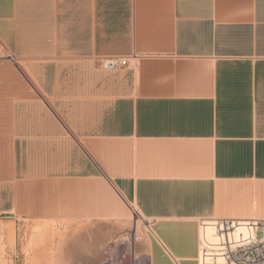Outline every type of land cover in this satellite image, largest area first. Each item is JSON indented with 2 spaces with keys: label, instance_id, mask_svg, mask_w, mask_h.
Returning a JSON list of instances; mask_svg holds the SVG:
<instances>
[{
  "label": "crops",
  "instance_id": "0c3cea01",
  "mask_svg": "<svg viewBox=\"0 0 264 264\" xmlns=\"http://www.w3.org/2000/svg\"><path fill=\"white\" fill-rule=\"evenodd\" d=\"M135 215L149 264H199L202 221L264 219V0H0L5 234L38 227L65 264Z\"/></svg>",
  "mask_w": 264,
  "mask_h": 264
},
{
  "label": "built area",
  "instance_id": "2783aa9c",
  "mask_svg": "<svg viewBox=\"0 0 264 264\" xmlns=\"http://www.w3.org/2000/svg\"><path fill=\"white\" fill-rule=\"evenodd\" d=\"M101 61L108 70L136 68L139 56L112 55L102 57ZM143 257L144 254L135 255L131 264H141ZM198 263L264 264V219L202 221Z\"/></svg>",
  "mask_w": 264,
  "mask_h": 264
},
{
  "label": "rangeland",
  "instance_id": "374dc122",
  "mask_svg": "<svg viewBox=\"0 0 264 264\" xmlns=\"http://www.w3.org/2000/svg\"><path fill=\"white\" fill-rule=\"evenodd\" d=\"M4 224L0 222V240L3 246L0 257L5 264H58L57 260L53 258L54 252L49 254L51 258L48 259L46 255L37 251L34 247L28 246L34 232L31 234L17 232L14 243L13 233L8 232L5 234ZM147 225L148 223L143 218L135 215L128 222L127 229L123 233L114 236L105 248L99 250L96 257L79 255L80 250L72 248L65 249V252L73 256L71 258L66 256L65 259L60 260L65 261V264H131L135 255L142 254V246L149 231ZM136 236L139 237L137 241L135 240ZM143 254L141 264H146L145 260H148V256L146 253Z\"/></svg>",
  "mask_w": 264,
  "mask_h": 264
},
{
  "label": "bare ground",
  "instance_id": "6f19581e",
  "mask_svg": "<svg viewBox=\"0 0 264 264\" xmlns=\"http://www.w3.org/2000/svg\"><path fill=\"white\" fill-rule=\"evenodd\" d=\"M42 240H43V235L41 234V232L39 231V229L37 227L36 230L34 231V234L32 235V237L29 241L28 246L34 247L36 250H38V247H40L43 243H45ZM2 250H3V246H2V243L0 240V252H2ZM40 252L44 255H49V254H52L54 251L49 248L48 250H42ZM147 256H148V260H145V261H146V264H149V255H147ZM0 264H5V262L3 261V259L1 257H0Z\"/></svg>",
  "mask_w": 264,
  "mask_h": 264
}]
</instances>
